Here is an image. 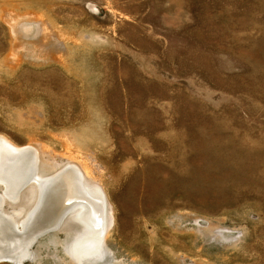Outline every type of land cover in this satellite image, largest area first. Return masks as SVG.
Instances as JSON below:
<instances>
[{
	"label": "rangeland",
	"instance_id": "1",
	"mask_svg": "<svg viewBox=\"0 0 264 264\" xmlns=\"http://www.w3.org/2000/svg\"><path fill=\"white\" fill-rule=\"evenodd\" d=\"M0 137L112 216L105 260L75 227L21 264H264V0H0Z\"/></svg>",
	"mask_w": 264,
	"mask_h": 264
},
{
	"label": "bare ground",
	"instance_id": "2",
	"mask_svg": "<svg viewBox=\"0 0 264 264\" xmlns=\"http://www.w3.org/2000/svg\"><path fill=\"white\" fill-rule=\"evenodd\" d=\"M67 163L49 152L16 147L0 137V185L4 187L0 210L5 214H0L1 261L21 264L32 256L31 247L38 238L75 227L78 230L67 244L71 260H105L110 206L86 166H80L79 175L76 166ZM67 190L69 194L63 196ZM5 202L16 207L11 214L3 211ZM61 216L56 224L51 222L52 217Z\"/></svg>",
	"mask_w": 264,
	"mask_h": 264
}]
</instances>
